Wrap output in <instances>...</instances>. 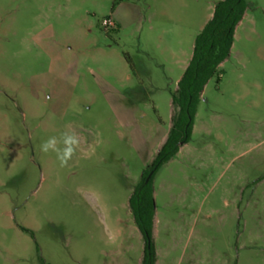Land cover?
I'll use <instances>...</instances> for the list:
<instances>
[{
    "label": "rangeland",
    "instance_id": "1",
    "mask_svg": "<svg viewBox=\"0 0 264 264\" xmlns=\"http://www.w3.org/2000/svg\"><path fill=\"white\" fill-rule=\"evenodd\" d=\"M213 1L0 0V264H141L130 196ZM246 2L153 177L156 264H264V0ZM64 131L81 145L61 167L40 144Z\"/></svg>",
    "mask_w": 264,
    "mask_h": 264
},
{
    "label": "trees",
    "instance_id": "2",
    "mask_svg": "<svg viewBox=\"0 0 264 264\" xmlns=\"http://www.w3.org/2000/svg\"><path fill=\"white\" fill-rule=\"evenodd\" d=\"M246 9V0H219L213 16L195 37L192 57L178 82V89L172 93L173 103L177 107L173 125L166 141L152 164L143 171L130 196L133 217L145 242L141 264H156L157 260L153 241V177L161 165L175 156L181 145L190 140L202 91L209 79L217 73L220 64L229 56L236 26ZM125 59L134 72L135 64L131 57L125 54Z\"/></svg>",
    "mask_w": 264,
    "mask_h": 264
},
{
    "label": "clouds",
    "instance_id": "3",
    "mask_svg": "<svg viewBox=\"0 0 264 264\" xmlns=\"http://www.w3.org/2000/svg\"><path fill=\"white\" fill-rule=\"evenodd\" d=\"M81 141L75 131H64L60 136H49L40 144L43 153H54L61 167L68 166L69 162L80 149Z\"/></svg>",
    "mask_w": 264,
    "mask_h": 264
},
{
    "label": "crops",
    "instance_id": "4",
    "mask_svg": "<svg viewBox=\"0 0 264 264\" xmlns=\"http://www.w3.org/2000/svg\"><path fill=\"white\" fill-rule=\"evenodd\" d=\"M218 2V0H214L213 1V3H212V8H211V11L208 13V15H207V18L205 19V21H203L202 23H201V25H200V30L203 28V26L205 25V23L213 16V13H214V9H215V6H216V3ZM246 14H247V12H245V14H244V16H243V18L240 20V22L237 24V26H236V30H235V36H234V38L236 37V34H237V31H238V27L242 24V22H243V19L245 18V16H246ZM199 33V32H198ZM193 47H194V45H193ZM192 57V56H191ZM191 59V58H190ZM190 61V60H189ZM189 63V62H188ZM188 63H187V65H188ZM187 65H186V67H187ZM186 67H185V69H186ZM184 69V70H185ZM183 75V74H182ZM182 77V76H181ZM181 79V78H180ZM179 79V80H180ZM179 82V81H178ZM177 89H178V87H177ZM176 89V90H177ZM203 91H204V89H203ZM203 91H202V94H203ZM172 103H173V100H172ZM173 115H172V122L170 123V128H169V130H167V132L166 133H164V135H163V137H162V141H161V144H160V147H159V150L161 149V147H162V145L164 144V142L166 141V139H167V137H168V134H169V132H170V129H171V127H172V125H173V118H174V116H175V114H176V112H177V107H176V105L173 103ZM158 150V151H159Z\"/></svg>",
    "mask_w": 264,
    "mask_h": 264
},
{
    "label": "built area",
    "instance_id": "5",
    "mask_svg": "<svg viewBox=\"0 0 264 264\" xmlns=\"http://www.w3.org/2000/svg\"><path fill=\"white\" fill-rule=\"evenodd\" d=\"M104 24L107 25V26L110 25L111 24L110 19L109 18L105 19L104 20Z\"/></svg>",
    "mask_w": 264,
    "mask_h": 264
},
{
    "label": "water",
    "instance_id": "6",
    "mask_svg": "<svg viewBox=\"0 0 264 264\" xmlns=\"http://www.w3.org/2000/svg\"><path fill=\"white\" fill-rule=\"evenodd\" d=\"M150 175H151V173H150L149 176L147 177V180L149 179Z\"/></svg>",
    "mask_w": 264,
    "mask_h": 264
}]
</instances>
